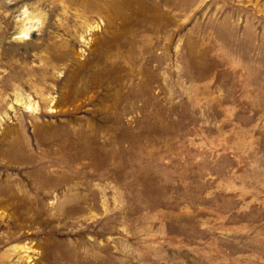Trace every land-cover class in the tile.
I'll return each mask as SVG.
<instances>
[{"label": "rangeland", "instance_id": "1", "mask_svg": "<svg viewBox=\"0 0 264 264\" xmlns=\"http://www.w3.org/2000/svg\"><path fill=\"white\" fill-rule=\"evenodd\" d=\"M0 264H264V0H0Z\"/></svg>", "mask_w": 264, "mask_h": 264}, {"label": "bare ground", "instance_id": "2", "mask_svg": "<svg viewBox=\"0 0 264 264\" xmlns=\"http://www.w3.org/2000/svg\"><path fill=\"white\" fill-rule=\"evenodd\" d=\"M25 29H26L25 30V33H28L29 27H27V28L25 27Z\"/></svg>", "mask_w": 264, "mask_h": 264}]
</instances>
